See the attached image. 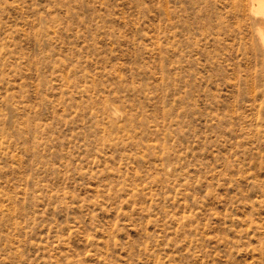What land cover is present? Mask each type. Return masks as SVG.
Wrapping results in <instances>:
<instances>
[{
    "label": "rangeland",
    "instance_id": "rangeland-1",
    "mask_svg": "<svg viewBox=\"0 0 264 264\" xmlns=\"http://www.w3.org/2000/svg\"><path fill=\"white\" fill-rule=\"evenodd\" d=\"M249 1L0 0V264H264Z\"/></svg>",
    "mask_w": 264,
    "mask_h": 264
},
{
    "label": "bare ground",
    "instance_id": "bare-ground-1",
    "mask_svg": "<svg viewBox=\"0 0 264 264\" xmlns=\"http://www.w3.org/2000/svg\"><path fill=\"white\" fill-rule=\"evenodd\" d=\"M244 6V4H243ZM240 7V6H239ZM245 11L254 19L259 22H264V0H250L249 5H245ZM243 7V9H244ZM243 11V10H242ZM261 19H260V18ZM259 45L264 50V37L259 38Z\"/></svg>",
    "mask_w": 264,
    "mask_h": 264
}]
</instances>
